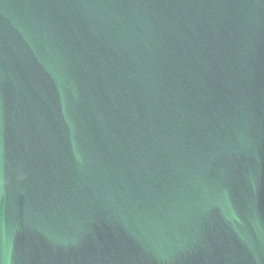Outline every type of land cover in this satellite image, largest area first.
<instances>
[{"label": "water", "instance_id": "1", "mask_svg": "<svg viewBox=\"0 0 264 264\" xmlns=\"http://www.w3.org/2000/svg\"><path fill=\"white\" fill-rule=\"evenodd\" d=\"M0 264H264V0H0Z\"/></svg>", "mask_w": 264, "mask_h": 264}]
</instances>
